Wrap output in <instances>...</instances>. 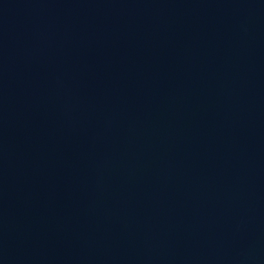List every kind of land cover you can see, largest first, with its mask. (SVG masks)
Returning <instances> with one entry per match:
<instances>
[{"label":"water","instance_id":"water-1","mask_svg":"<svg viewBox=\"0 0 264 264\" xmlns=\"http://www.w3.org/2000/svg\"><path fill=\"white\" fill-rule=\"evenodd\" d=\"M0 264H264V0H0Z\"/></svg>","mask_w":264,"mask_h":264}]
</instances>
